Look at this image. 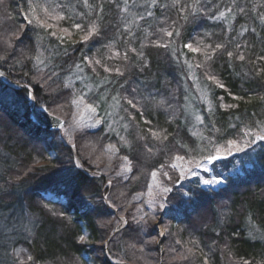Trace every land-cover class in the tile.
Listing matches in <instances>:
<instances>
[{
    "label": "trees",
    "instance_id": "1",
    "mask_svg": "<svg viewBox=\"0 0 264 264\" xmlns=\"http://www.w3.org/2000/svg\"><path fill=\"white\" fill-rule=\"evenodd\" d=\"M27 1L0 0V74L27 86L51 115L58 105H71L83 96L79 89L63 87L64 77L78 64L97 93L85 100L100 115L105 104L98 96L118 99L126 139L136 142L118 149L117 156L129 162L131 172L127 181L112 184L108 200L115 210L145 190L150 173L160 171L175 147L195 149V159H201L213 149L209 140L221 143L235 136L231 125L242 130L264 121V0H154L151 8L153 0H87V6L82 5L85 0H31L37 5L53 2L55 12L73 7L78 13L74 22L61 20L60 29L68 35L63 42L50 29L40 36L33 27L23 26L18 7ZM220 9L230 11L224 21H212V13ZM206 13L208 18L201 21ZM73 23L84 29L95 23L99 33L81 42L85 31ZM169 31L170 38L165 34ZM36 40L42 50L52 49L42 68L35 62ZM186 43L199 50L190 52L183 47ZM218 44L223 47L216 49ZM206 54L213 58L207 60ZM189 73L208 106L206 112L202 103L197 106L206 145L198 146L191 136V120L182 110V102L196 98ZM209 73L224 87L211 82ZM27 96L26 89L0 80V264H264L263 142L221 161L229 166L236 159H251L239 172L226 174L220 189L203 190L195 178L170 194L174 203L164 214L168 238L163 255L149 230L152 221L140 223L132 217L134 205L126 212V227L115 233L116 214L102 199L104 180L76 169L69 149L47 140L51 133L29 121ZM128 100L138 103L133 107ZM153 132L167 139L161 142ZM34 140L42 149L32 147L38 144ZM110 142L112 137L99 132L97 144ZM180 143L187 148H180ZM94 151L103 156L102 149ZM76 153L82 167L95 169ZM101 163L102 159L98 166ZM115 186L124 189L121 201Z\"/></svg>",
    "mask_w": 264,
    "mask_h": 264
},
{
    "label": "rangeland",
    "instance_id": "2",
    "mask_svg": "<svg viewBox=\"0 0 264 264\" xmlns=\"http://www.w3.org/2000/svg\"><path fill=\"white\" fill-rule=\"evenodd\" d=\"M140 1V0H139ZM151 1V0H149ZM84 2H82V5H84ZM143 2V0H141ZM139 2L144 6L143 3ZM37 3V2H36ZM36 3H32L31 0L27 1L26 5L24 7L20 6L19 13H20V19L24 23L23 26L27 27H33L35 31L40 35V33L44 32V29H50L52 33H56L54 35V38L57 37H64V40H67L68 38L66 31L60 29V27H63V23L61 20H49L47 16L45 15V10L47 9L50 14H58L60 16H64V20H71L72 22L74 17L75 19L78 17L76 14L77 12L73 11V7L65 8V11H59L56 8V11L52 13L51 10H55V6L57 4L52 3H43L38 4L39 7H37ZM155 1H151L150 6H154ZM30 7H37L36 12L34 15L37 19L41 20L42 23H45L46 25H51L50 27H40L36 25L35 21L33 24H28L27 21L24 19L25 15V9ZM197 7L196 3L195 5H192L190 8L191 10H195ZM230 11V10H228ZM228 11H224V9H220L217 12L212 13V21L221 22L224 21L226 15H228ZM65 12V13H64ZM221 13H223V17H221ZM208 13L204 15L203 18H200L201 21L203 19H207ZM202 23V22H201ZM24 26V27H25ZM43 29V30H41ZM76 29V28H75ZM41 30V31H40ZM41 36V35H40ZM57 36V37H56ZM83 35H81L80 40L83 41ZM58 42L61 40L56 39ZM79 40V41H80ZM74 41V40H71ZM37 44L36 47H34L35 52V62L36 65L39 68H42L44 65V61H46V56L49 52V54L52 52V49H49L48 52H46V48L42 50L41 43L39 40H36ZM206 46L203 47L205 50ZM172 54L173 51L171 49ZM80 65V64H78ZM44 68V67H43ZM192 73H189L188 76L191 77L193 81V85L190 89L192 94L196 95V98L194 100H190L186 103L182 102V110L184 109V113L187 114L188 118H190L192 123V129L190 130L191 136L197 141L198 146H200L201 143H208V139L203 135L198 128L199 122L197 121V117L201 118L200 108L197 107L199 105H204V108H202V111L206 112L208 110V106L204 98L200 96V89L198 88L199 85L197 81L192 76ZM0 80L5 82L6 85H13L16 88L17 85L10 82L4 75H0ZM9 81V82H8ZM64 83L71 84V89L76 88L82 91L83 96H78L75 99L78 100V103H73V100L71 102V105H66L65 107L63 105H58V108L56 112H53L54 117L59 118L63 121V124L61 125L59 130H42L43 133L50 134V137H47L46 139L50 138L54 143L58 145L64 146L66 149H69L70 153L72 154V162L76 169L84 173L86 176H89L90 178H102L104 180L103 185V203L105 206H107L112 212L116 214V232L123 230L127 224H125V221L128 222V219L126 217V212L129 208V206L134 205L136 208L131 212L132 217L135 218L136 221L142 223L147 218L152 221V229H149L154 232V235H156V239L154 242L158 246L161 254H165V249L163 247V241L166 239V236L168 238V223L166 222V219L164 218V214H166V211L169 209L171 204H173V200L170 202L169 196L170 194L180 186V184L184 183L187 180L191 179H198V183L200 187L203 190H218L224 185V176L226 174L233 175L235 172H239L242 168V166H248L250 165L251 159H244L239 160L236 159L232 163L229 164H220L222 160L216 161L212 164H209L205 157L201 159H195V149H186L181 150L177 149L176 147L173 149V151L170 153V156L165 161L164 165H167L170 161L173 160L175 154L179 151L180 154H183L186 156V159L184 161H175L182 169H184V175L181 177L180 170H173L171 168H164L163 170L160 169V171H153L156 172L157 175L153 177L152 173L149 175V180L147 182V185L145 187V190L141 193H137L133 196L132 200L120 211H117L114 209V207L110 204V201L108 200V194L112 188V184L114 181L117 180L120 181V183L125 182L129 179L130 171H125L126 163L128 167H130V164L127 160H123L122 158L117 156L118 149L119 148H127L129 145L134 144L136 141L133 139H126V132H127V125L125 118L122 114V111L119 107L118 99H109L107 98L106 94H101L98 96V99L102 101L104 106V115H100L98 109L88 103L85 98L89 97L92 99L93 96H95L96 90L94 89L92 83H90L86 75L83 71L82 65H80V68H77L74 66V68L64 77ZM187 85V84H186ZM21 86V89H25L28 91L27 99L29 98L30 90H28L27 86ZM19 89V88H18ZM32 93V92H31ZM185 99V98H184ZM36 100H42V99H36ZM111 100V101H110ZM186 101V100H185ZM184 101V102H185ZM46 106V105H45ZM94 109V111L92 110ZM252 131L256 132V127L252 126ZM0 129L3 130V124L1 122ZM11 132V131H9ZM101 133L107 134L109 137H112L114 142H110L104 145L97 144V135ZM11 139L18 140L14 138L13 135ZM49 136V135H47ZM1 138H3L2 135H0ZM46 137V136H45ZM203 137V139H201ZM234 137V136H233ZM231 137V138H233ZM230 138V137H229ZM218 141V140H217ZM21 142V141H20ZM34 142L38 143L37 140H34ZM220 142V141H219ZM224 140L221 142L223 143ZM263 142L264 141H257ZM243 144V142H241ZM255 144L251 145L250 147L247 145H243L244 151L241 152H235L232 156L227 157L226 159L233 158L236 156H240L241 154L245 153L246 151L250 150L251 148L255 147ZM31 144V143H30ZM40 142L37 144H32L33 148L42 149L40 146ZM102 149V154L98 155L95 153L94 149ZM59 149V147H57ZM198 148V147H197ZM148 151H152L153 149H147ZM146 149H140L141 152L147 151ZM158 151V149H156ZM197 150V149H196ZM213 149H210L209 151H212ZM78 151V155L82 156L84 159L88 160L90 163L93 164L95 167L94 170L85 169L81 165L80 158L76 155ZM100 152V150H98ZM101 153V152H100ZM102 159V163L100 166L98 164L100 163V160ZM224 160V159H223ZM197 161L200 162V167H196ZM228 166V167H227ZM98 167V168H97ZM131 169V168H130ZM204 169H207L206 171ZM163 171H167L169 173L168 176L163 175ZM222 181V182H221ZM167 187L170 189L168 192H164L163 188ZM121 188V190H120ZM123 187L121 186H115L114 193H117L118 200L121 201L123 199V193H122ZM48 200L54 201L53 196L50 195H44ZM175 201V200H174ZM85 236V234H84ZM105 246V245H104ZM105 255V251H104Z\"/></svg>",
    "mask_w": 264,
    "mask_h": 264
},
{
    "label": "snow or ice",
    "instance_id": "3",
    "mask_svg": "<svg viewBox=\"0 0 264 264\" xmlns=\"http://www.w3.org/2000/svg\"><path fill=\"white\" fill-rule=\"evenodd\" d=\"M85 5L87 6V0H85ZM37 7H39L37 5ZM37 7H30V8H27L25 9V15H24V19L27 21L28 24H33V22L35 21L36 25L40 26V27H50L51 25H46L45 23H42L41 20L37 19L36 16L34 15V13L36 12L37 10ZM52 13L55 12V10H51ZM45 15L47 16V18L49 20H52V19H55V20H64L65 17L64 16H60L58 14H50L49 11L46 9L45 10ZM221 17H223V13L220 14ZM185 19H187V17H185ZM261 20L262 22H264V17H261ZM73 27L76 28L77 30L79 31H85V35L83 36V41L84 42H87L90 38L94 37L95 35H97L99 33V29L97 27V25L95 23H92L91 24V27L90 28H87V29H84L82 28V26L79 24V23H73ZM71 34V33H69ZM169 38L173 36V32L169 31V32H166L165 33ZM52 35H56V33H52ZM176 35H179V33H176ZM57 39L61 40V42H63L64 40V37L60 36V37H57ZM156 46H161L159 44H157ZM163 46L164 47H167V43H163ZM184 48L188 49L190 52H197L199 50L198 47H194L192 44H184L183 45ZM216 49H220L223 47V45H216L215 46ZM215 51V49L213 50ZM227 55L229 57H232L233 56V53L231 51H228L227 52ZM127 53L125 54V59L127 60ZM213 57L212 55L210 54H206V59L207 60H211ZM239 59L241 61L244 60V56L243 55H239ZM101 61H95L94 64H100ZM77 68H80V65H76ZM197 67H204L203 64H198ZM93 70L95 71V67L93 68ZM105 72H108L109 71V68L105 67ZM116 73L118 75L122 74L120 72V69H116ZM2 75V74H0ZM208 78L211 82L215 83L217 87H220V88H223V84H221L214 75L212 74H208ZM63 87L65 89H69L71 87V84L69 83H66L63 85ZM234 99L236 97H233ZM115 99V98H114ZM79 101L74 99L73 100V103H78ZM128 105L130 106H135L136 103L138 102H135L134 100H128L127 101ZM94 111V109H92ZM139 110V109H137ZM197 121L200 123V124H203L204 121L200 118V117H197ZM147 123V121H146ZM232 129L235 130V136L233 138H227L225 137L224 139V142L223 143H220L219 141H213V140H209V144L213 145V150L212 151H209L208 152V155L205 157V159L207 160V162L209 164H211L213 161L215 160H219V159H226L227 157L229 156H232L234 154V151L235 152H241V151H244V147L243 145H247V146H251L253 144H255L257 141H264V121H261L260 124H257L255 125L254 127H256L257 131L256 132H253L252 131V128L249 127L248 125H244L243 129L241 130L240 126L239 125H231L230 126ZM209 131L211 132L212 131V128H209ZM153 136L158 139V140H161V142L163 140H166L167 139V136H163L161 137V134L158 133V132H153ZM201 139H203V137H201ZM243 142V144L241 143ZM180 148L182 149H186L187 146L184 145L183 143H180L179 145ZM186 159V156L185 155H182L179 153V151L175 154L174 158L172 161H170L167 165H162L161 166V170H163L164 168H171L173 170H177L179 169L180 170V174H181V177H183L184 175V169H182L175 161H184ZM196 167H200V162L197 161L196 163ZM130 167H128L127 163H126V166H125V171H130ZM205 171L207 169H204ZM153 177H155L157 175L156 172H153L152 173ZM163 175L165 176H168L169 173L167 171H163ZM222 182V181H221ZM163 191L164 192H168L170 191L169 188L167 187H164L163 188ZM125 224H127V221H125ZM80 240L83 241L84 240V237L81 236L80 237ZM31 259V258H29Z\"/></svg>",
    "mask_w": 264,
    "mask_h": 264
},
{
    "label": "water",
    "instance_id": "4",
    "mask_svg": "<svg viewBox=\"0 0 264 264\" xmlns=\"http://www.w3.org/2000/svg\"><path fill=\"white\" fill-rule=\"evenodd\" d=\"M17 87L21 89L20 85H17ZM27 106H28L29 121L37 128L42 130L56 131L59 130L61 125L63 124L62 120L49 114L46 109L44 101L36 100V98L33 96L31 92L29 94V98L27 99ZM220 160L223 159L215 160L212 163Z\"/></svg>",
    "mask_w": 264,
    "mask_h": 264
}]
</instances>
